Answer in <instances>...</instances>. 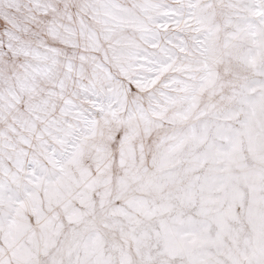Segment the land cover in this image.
Instances as JSON below:
<instances>
[{
    "label": "snow or ice",
    "instance_id": "obj_1",
    "mask_svg": "<svg viewBox=\"0 0 264 264\" xmlns=\"http://www.w3.org/2000/svg\"><path fill=\"white\" fill-rule=\"evenodd\" d=\"M0 264H264V0H0Z\"/></svg>",
    "mask_w": 264,
    "mask_h": 264
}]
</instances>
